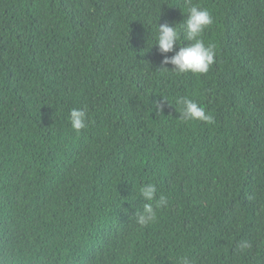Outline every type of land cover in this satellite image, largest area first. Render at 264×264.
Instances as JSON below:
<instances>
[{
  "label": "trees",
  "instance_id": "obj_1",
  "mask_svg": "<svg viewBox=\"0 0 264 264\" xmlns=\"http://www.w3.org/2000/svg\"><path fill=\"white\" fill-rule=\"evenodd\" d=\"M190 6L215 63L178 75L162 61ZM160 24L180 31L168 53ZM182 97L214 123L183 120ZM182 257L264 264V0H0V264Z\"/></svg>",
  "mask_w": 264,
  "mask_h": 264
},
{
  "label": "clouds",
  "instance_id": "obj_2",
  "mask_svg": "<svg viewBox=\"0 0 264 264\" xmlns=\"http://www.w3.org/2000/svg\"><path fill=\"white\" fill-rule=\"evenodd\" d=\"M213 23L212 16L207 9L197 6H190L188 8V17L183 24V39L190 42L187 46L179 47V50L172 57H165L162 64L173 66L172 70L178 75L186 72L193 74H205L210 67L215 63V46L212 44L206 45L201 39L203 31ZM156 36V45L161 53H168L173 50L174 45L179 46L180 31L175 26L167 24H160ZM176 103L180 105V115L185 121H202L207 124L214 123L213 117L207 114L203 106L189 98H179ZM157 110H161V106L157 105ZM88 114L86 109L73 108L69 113V122L74 131L79 132L81 129L87 127ZM156 186L148 183L141 187L140 195L146 201L142 211L136 215V223L143 227L157 218L156 209L153 207L151 201L156 197ZM166 206L164 197H160L156 208ZM252 243L250 241H241L239 249L241 251L250 250ZM180 264H191L187 257H182Z\"/></svg>",
  "mask_w": 264,
  "mask_h": 264
}]
</instances>
